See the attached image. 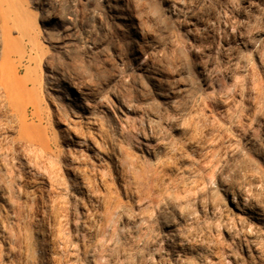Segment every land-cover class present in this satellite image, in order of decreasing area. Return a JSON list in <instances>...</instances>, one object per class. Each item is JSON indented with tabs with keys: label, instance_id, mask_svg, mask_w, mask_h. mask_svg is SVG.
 <instances>
[{
	"label": "rangeland",
	"instance_id": "obj_1",
	"mask_svg": "<svg viewBox=\"0 0 264 264\" xmlns=\"http://www.w3.org/2000/svg\"><path fill=\"white\" fill-rule=\"evenodd\" d=\"M5 2L25 30L23 39L19 29L14 30L16 47L35 59L30 64L26 56L13 64V69L20 67L19 77L26 78L28 69L37 78L46 71L58 80L65 77L96 106L92 113L97 126L81 118L76 126L99 142L103 127L114 128L107 109L121 108L128 144H122V165L101 143L105 154H100V162L84 163L96 194L78 193L76 198L72 189L50 190L47 178L14 159L9 149V156L0 160V264H264L247 256L238 238L206 232L218 216L205 206L191 204V216L182 217L143 199L147 179L160 170L144 148L146 143L150 149L155 146L150 137L177 141L178 150L160 156L178 172L203 154L179 129L194 113L210 117L208 124L213 117L226 119L233 113L234 121L246 124L248 130L234 131L233 124L224 131L220 163L225 169L251 149L252 135L262 137L264 0H118L117 10L131 20L130 27L122 26L126 32L108 17L114 0ZM50 103L42 104L41 121L29 110L31 131L26 134L48 139L60 165L63 153H73L75 146L72 135L62 140L59 127L74 126L77 109L55 101L62 114L58 121ZM125 153L132 158L129 166ZM107 191L112 195L108 209L101 197ZM165 221L175 225L183 245L190 248L177 250L175 238L163 227ZM195 231L224 240L221 254L196 253L191 247L200 240ZM261 237L264 240V233ZM174 253L178 257H172Z\"/></svg>",
	"mask_w": 264,
	"mask_h": 264
},
{
	"label": "bare ground",
	"instance_id": "obj_2",
	"mask_svg": "<svg viewBox=\"0 0 264 264\" xmlns=\"http://www.w3.org/2000/svg\"><path fill=\"white\" fill-rule=\"evenodd\" d=\"M114 1V4L109 3L108 5V17L113 23L119 25V30L126 32L123 27L131 26L130 17L122 12L123 10H117L120 4L118 0ZM11 12L13 10L8 6V3L5 0H0V160L9 156V149H12V155H15L12 157L23 160L24 165L35 167L41 176L47 178L50 190L53 192L67 188L68 191L72 189V192L73 190L77 192L75 198L78 193L85 194L87 197L94 196L96 184L94 187L89 171L84 165L87 162H92L93 159L100 162V154H105L101 143L107 147V153L119 156L120 163L123 165L122 144H128L124 128L126 115L121 108L116 106L113 109H107V115L114 117V128L110 125L103 127L97 134L99 142L93 135L84 134L76 126L78 118L97 126V118L93 117L92 113L96 106L90 104L88 98L73 87L65 77L58 80L51 72L46 71L43 76L37 78L29 74V69L26 78L19 77L20 67L15 66L13 69V64L23 61L26 56L30 64L35 59L32 54L25 55V48L16 47L18 38L13 36L14 30L19 29L22 34L21 39H23L25 30L21 29ZM33 50L34 48L31 53ZM49 94L53 95L51 101L48 99ZM22 96H29L27 103L19 101ZM53 99L54 101H52ZM57 100L68 103L77 109V115H73L71 121L74 126L63 124L65 127H59L62 140L67 142V135H72L75 146L73 153L70 151L63 153L60 165L55 161L50 151L51 144L48 139L26 134L27 131L29 133L31 131V124H28L27 121L29 110H32L33 118L41 121V109L45 101L51 102L50 104L55 108L53 115L60 121L62 114L54 103ZM114 109H117L121 115H118ZM127 110L130 109L127 107ZM232 114H229L231 116L228 115L226 119L218 120L213 117V120L208 124L207 121L210 120V117L194 113L187 120L185 119L186 122H181L183 124H180L179 129L184 140L194 144L203 154L196 161L190 162L184 169L182 168L183 170L180 172L176 170L178 167L166 163L160 156L161 154L166 155L170 149L175 147L178 150L177 141H171L168 137L160 138L162 135L159 134L160 137L157 135L150 137L156 143L155 146L150 149L146 143L144 148L155 159L156 163L154 164L160 170L154 171L152 176L147 179L148 191L143 199L156 209L170 207L182 217L191 216V204L198 203L200 207L205 206L210 215L218 216L216 217L217 223L206 226L204 229L206 232L217 235L220 231L225 234L227 239L238 238L247 256L256 257L263 262L264 240L261 234L264 233V130H262L261 138L254 139L252 138L254 136L250 135L251 149L240 155L237 164L225 169L221 166L222 160L220 161V146L226 135L224 131H226V127L233 124L235 125L234 131L246 126L240 119L234 121ZM252 128L250 127V129ZM83 142H87L88 145L85 147ZM146 142L148 141L146 140ZM142 152L144 153V151ZM125 154L126 164L129 166L132 158L128 153ZM185 158L186 156H184ZM176 171L180 173V176L176 174ZM101 197L108 209L112 202L110 191ZM81 206L86 208L84 203ZM163 224L166 232L175 238L177 250L184 251L186 248H190L188 245H183L184 240L176 233L174 224L166 221ZM194 235L200 237V240H197L198 242L194 240L195 243L191 246L196 253H207L209 250L211 255L219 256L221 254L224 240L210 239L206 234L201 237L196 231ZM38 238H41L40 235ZM206 243L210 245H205ZM174 256L177 254L174 253L172 257Z\"/></svg>",
	"mask_w": 264,
	"mask_h": 264
}]
</instances>
